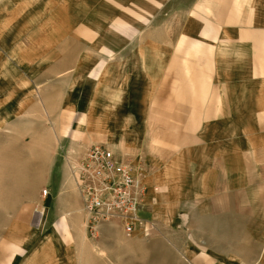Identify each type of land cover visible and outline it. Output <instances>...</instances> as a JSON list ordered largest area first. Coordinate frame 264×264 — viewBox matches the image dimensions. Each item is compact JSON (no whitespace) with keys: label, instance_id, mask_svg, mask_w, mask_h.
Segmentation results:
<instances>
[{"label":"crops","instance_id":"0c3cea01","mask_svg":"<svg viewBox=\"0 0 264 264\" xmlns=\"http://www.w3.org/2000/svg\"><path fill=\"white\" fill-rule=\"evenodd\" d=\"M2 116L49 163L66 139L141 165L154 224L90 240L43 158L32 185L54 195L26 198L9 264H264V0H0Z\"/></svg>","mask_w":264,"mask_h":264},{"label":"rangeland","instance_id":"374dc122","mask_svg":"<svg viewBox=\"0 0 264 264\" xmlns=\"http://www.w3.org/2000/svg\"><path fill=\"white\" fill-rule=\"evenodd\" d=\"M5 116L0 119V264H9L10 260L17 256L18 237L15 233L18 226L29 225L31 220L25 215V210L33 209L36 206L26 201L29 196L34 197L42 189L32 185L36 179L38 165L43 163L44 158L38 151L29 135H21L24 123L13 121L8 124L7 131L3 126ZM33 125V124H31ZM38 125V124H34ZM87 119L77 123L71 130L72 140L79 138L88 128ZM94 126L101 130V120L94 123ZM3 127V128H2ZM68 127L64 131L67 132ZM4 130V131H3ZM57 144L58 140H54ZM66 139L58 142L52 151L55 154L51 157V163L46 157V163L53 167V173L60 169L65 161L67 176L71 177L73 169L80 159L74 147L68 149L66 154ZM54 186H51V188ZM50 189V188H48ZM54 195L53 190H49ZM44 215V214H43Z\"/></svg>","mask_w":264,"mask_h":264},{"label":"built area","instance_id":"2783aa9c","mask_svg":"<svg viewBox=\"0 0 264 264\" xmlns=\"http://www.w3.org/2000/svg\"><path fill=\"white\" fill-rule=\"evenodd\" d=\"M71 173L87 216L90 240L98 236L100 224L112 221L119 223L125 236H130L138 227L143 228L144 236L151 234L154 224L143 221L137 214L146 192L141 165L117 160L105 145L91 144ZM48 194L44 187L39 196L45 198Z\"/></svg>","mask_w":264,"mask_h":264},{"label":"bare ground","instance_id":"6f19581e","mask_svg":"<svg viewBox=\"0 0 264 264\" xmlns=\"http://www.w3.org/2000/svg\"><path fill=\"white\" fill-rule=\"evenodd\" d=\"M77 165H78V162L76 163L75 167H76ZM75 167H74V168H75ZM74 168H73V169H74ZM40 214H41V213H40ZM42 215H43V214H42ZM41 221H42V220H41ZM52 231H53V229H52Z\"/></svg>","mask_w":264,"mask_h":264}]
</instances>
